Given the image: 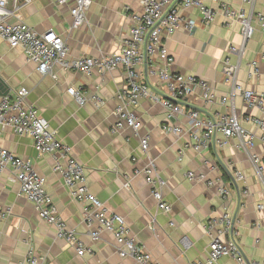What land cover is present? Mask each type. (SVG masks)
Listing matches in <instances>:
<instances>
[{"label":"crops","instance_id":"crops-1","mask_svg":"<svg viewBox=\"0 0 264 264\" xmlns=\"http://www.w3.org/2000/svg\"><path fill=\"white\" fill-rule=\"evenodd\" d=\"M234 9L252 8L264 15V0H223ZM58 0H29L20 11L22 21L40 33L53 31L63 37L70 48V58H98L117 52L122 41L130 36L131 15L142 12L143 0H92L87 10V23L71 29L72 4L58 5ZM205 4L217 9L212 0ZM187 19L196 22L189 32L184 27L167 41L175 58L172 71L178 75L195 76L206 80L216 90V102L205 104L202 90L192 98L188 108L204 115L235 113L244 128L261 135L244 122L248 115H260L249 109L237 95L229 105L221 100L231 87L225 84L221 63L230 57L239 65L238 81L246 89L264 93V77H250L249 63L258 62L264 71V31L254 23L255 32L243 52L241 25L221 13L213 24L205 26L197 9L181 10ZM57 79L38 73L21 48H11L0 36V86L10 95L21 88L29 91L28 102L45 118L59 139L73 149L74 156L85 167L88 187L106 208L122 216L132 234L144 245L158 264H193L206 262L210 237L206 226L212 219L222 217L225 203L216 186L208 182L222 178L232 190L230 205L235 209L240 247L247 261H264V182L255 175L249 152L231 139L223 148L203 151L191 148L187 119L179 115L168 118L167 110L150 99H143L136 112L143 123L140 136H150V150L141 151L140 137L131 129L114 133L115 108L121 104L120 91L127 87L124 69L91 76L78 71L63 72L55 68ZM143 78L153 85L161 81L151 77L146 68ZM79 89L88 99L80 105L67 90ZM97 97L99 101L95 100ZM1 98V97H0ZM183 125L182 134H165L162 125ZM218 138L222 136L217 135ZM0 146L29 161L35 171L46 178V190L52 197L69 229L78 233L87 252L78 255L75 247L58 237L57 228L43 221L34 205L20 196V185L12 171L0 174V264H22L30 246L47 264H138L118 254L114 237L104 233L93 241L84 222L83 206L77 203L65 186L62 177L53 171L54 158L40 155L29 136H20L12 129L0 134ZM254 152L264 154V143L257 141ZM154 163L166 185L163 198L172 206L169 214L158 208L153 190L147 183L145 170ZM236 171L245 180L235 187ZM203 175L204 180L191 181L187 174ZM247 192L248 195H245ZM262 205L263 209L259 206ZM187 241V246L183 243ZM219 264H237L228 257Z\"/></svg>","mask_w":264,"mask_h":264},{"label":"built area","instance_id":"built-area-1","mask_svg":"<svg viewBox=\"0 0 264 264\" xmlns=\"http://www.w3.org/2000/svg\"><path fill=\"white\" fill-rule=\"evenodd\" d=\"M217 9L207 6L204 0H143L142 12L131 15L133 22L130 36L122 41L120 49L110 55L92 58H70V48L60 35L53 31L40 33L22 21L21 9L29 0H0V36L8 45L15 49L21 48L29 63L36 65L38 73L57 79L55 68L63 72L78 71L91 76L95 70L100 75L122 68L125 71L127 87L120 91L121 100L114 110L116 123L113 132L118 133L131 129L140 137L141 151L147 154L150 150V136H140L143 123L136 108L143 99H150L162 105L168 112V118L182 115L187 119L191 136V148L203 151L213 146L223 148L231 139L239 141V147L249 152L250 162L255 175L264 182V154L254 152L258 140L264 143V93H258L244 88L238 81L239 65L226 57L221 63L224 82L231 87L228 95L222 98L224 105H229L239 95L249 109L259 111L258 115H248L244 122L252 125L261 133H255L244 128L242 119L235 113L204 115L198 109L188 108L192 98L202 90L205 104L216 102V90L204 79L195 76L178 75L172 71L175 58L167 47V41L182 27L192 32L196 22L187 19L181 10L197 9L205 26L213 24L218 14L241 25L242 45L231 47L230 52H243L246 43L252 39L258 23L264 31V15L253 10L234 9L223 0H212ZM253 4L252 0H246ZM92 0H58V5L72 4L71 29H79L87 23V10ZM250 77H264L258 62L249 63ZM146 68L151 77L161 81L160 86L153 85L143 78ZM67 93L80 105L88 99L79 90L70 87ZM29 91L18 89L13 95L0 98V134L6 129H12L20 136H29L34 141L36 151L40 155H51L54 158L53 171L60 175L72 198L83 206L84 222L93 241H99L102 234L110 233L117 244L121 258H131L138 264H158L146 247L132 236L125 219L111 213L104 203L91 193L85 167L74 156L73 149L63 143L56 131L39 111L28 102ZM95 100L99 101L97 97ZM165 134H182L183 125L168 123L162 125ZM218 134L222 137L218 138ZM12 171L20 185V196L30 201L39 217L46 223L57 228L58 237L75 247L78 255L89 253L84 248L78 233L69 229L61 217L52 197L46 190V178L38 174L32 164L0 146V174ZM147 183L153 190V196L158 202V208L169 214L172 206L164 200L162 189L165 181L159 176L156 165L152 163L146 170ZM191 181L204 180L203 175L194 172L187 174ZM234 178L237 183L243 182V172L236 171ZM216 186L220 197L225 203L224 213L218 219L207 223L206 230L210 237L209 256L206 262L197 261L193 264H219L224 257L234 259L237 264H264L263 262L247 261L237 237L239 236L235 209L230 205L232 190L222 178L208 182ZM248 195L247 192H244ZM263 209V206H259ZM2 218L7 214L1 213ZM187 246V241L183 240ZM22 264H47L46 258L37 255L30 246Z\"/></svg>","mask_w":264,"mask_h":264},{"label":"water","instance_id":"water-1","mask_svg":"<svg viewBox=\"0 0 264 264\" xmlns=\"http://www.w3.org/2000/svg\"><path fill=\"white\" fill-rule=\"evenodd\" d=\"M10 94V91L8 89H4L2 86H0V97H6ZM235 187H238L237 182L235 178L232 180Z\"/></svg>","mask_w":264,"mask_h":264}]
</instances>
